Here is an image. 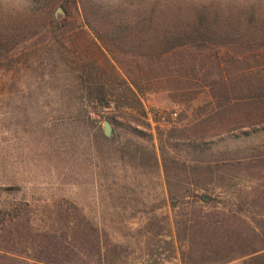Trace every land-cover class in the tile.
Instances as JSON below:
<instances>
[{
	"label": "trees",
	"instance_id": "obj_1",
	"mask_svg": "<svg viewBox=\"0 0 264 264\" xmlns=\"http://www.w3.org/2000/svg\"><path fill=\"white\" fill-rule=\"evenodd\" d=\"M137 1L0 0V66L14 68L17 48L52 31V13L62 6L66 14L58 25L59 36L61 23L78 15L82 20L75 27L90 28L103 53L102 60L81 61L80 89L70 99L83 102L89 116L111 110L104 118L117 131L111 138L102 134L103 139L152 141L154 126L143 90L138 81L119 73L123 59L117 54L155 60L183 46L209 49L213 60L195 63L191 72L199 77L202 70L211 99L194 110V124L188 127H171L165 135L157 125L160 148L184 155L194 179L201 169L237 166L247 159L264 162V0H238L231 7L226 0H150L143 11ZM102 20L109 27L100 34L95 24ZM26 21L32 24L27 30ZM57 45L66 65L79 63L68 59L61 40ZM207 66L212 75L204 71ZM166 116L153 120L168 121ZM134 150L135 156L140 154ZM205 196L194 191V203L210 205ZM2 197L0 192V264H134L135 251L137 264H231L238 259L241 264H264V252L247 241L233 242L225 223L210 219V214L201 219L202 212H197L188 232L178 221L174 231L168 215L149 213L136 229L133 245L130 239L116 241L109 225L68 197L50 205L27 201L10 207ZM170 199L177 212L181 206Z\"/></svg>",
	"mask_w": 264,
	"mask_h": 264
},
{
	"label": "rangeland",
	"instance_id": "obj_2",
	"mask_svg": "<svg viewBox=\"0 0 264 264\" xmlns=\"http://www.w3.org/2000/svg\"><path fill=\"white\" fill-rule=\"evenodd\" d=\"M149 1H137L138 10L143 11ZM237 1L226 0L227 7ZM64 16L60 15L58 25ZM81 20L78 15L67 17L61 23L62 37L59 28L44 38L39 34L17 48L14 68L0 66V192L6 206L27 201L50 205L56 198L68 197L109 225L116 241L130 239L133 245L136 229L149 213L168 215L174 231L178 221L180 229L191 232L194 217L202 212L201 219L210 214V219L224 222L233 242L247 241L263 253L264 162L252 164L247 159L237 166L201 169L194 179L184 155L160 148L157 125L165 135L171 127H188L194 124V110L211 99L202 70L199 77L191 72L195 63L213 60L211 50L183 46L155 60L117 54L123 59L117 65L119 73L138 81L143 90L154 139L106 140L101 137L106 136L104 116L111 110L89 116L83 102L70 99L80 89L81 61L103 59L94 32L87 26L75 27ZM26 22L27 30L32 24ZM95 25L100 34L109 27L105 20ZM60 40L68 59L78 64L64 63ZM77 43L81 45L75 53ZM204 71L212 75L208 66ZM156 115L170 118L159 123L153 120ZM112 126L114 134L117 128ZM135 148L140 150L136 156ZM5 188L10 191L5 193ZM194 191L209 195L205 197L211 204L194 203ZM170 196L181 206L177 212L170 207ZM137 255L138 251L132 255L134 264ZM240 260L231 264H241Z\"/></svg>",
	"mask_w": 264,
	"mask_h": 264
},
{
	"label": "water",
	"instance_id": "obj_3",
	"mask_svg": "<svg viewBox=\"0 0 264 264\" xmlns=\"http://www.w3.org/2000/svg\"><path fill=\"white\" fill-rule=\"evenodd\" d=\"M60 15H65V10L63 9L62 6H58L53 12V15H52L53 32L57 31ZM113 131L114 129H113L111 122L109 120H105L104 121V134L107 137H111V135L113 134ZM205 198L209 199V197H205Z\"/></svg>",
	"mask_w": 264,
	"mask_h": 264
},
{
	"label": "built area",
	"instance_id": "obj_4",
	"mask_svg": "<svg viewBox=\"0 0 264 264\" xmlns=\"http://www.w3.org/2000/svg\"><path fill=\"white\" fill-rule=\"evenodd\" d=\"M175 115H177V113H174Z\"/></svg>",
	"mask_w": 264,
	"mask_h": 264
}]
</instances>
